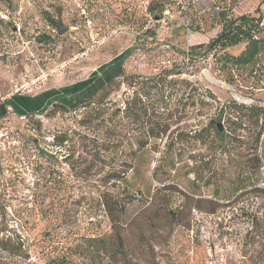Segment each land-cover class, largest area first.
<instances>
[{
	"label": "rangeland",
	"instance_id": "obj_1",
	"mask_svg": "<svg viewBox=\"0 0 264 264\" xmlns=\"http://www.w3.org/2000/svg\"><path fill=\"white\" fill-rule=\"evenodd\" d=\"M155 3L162 11L150 9ZM257 10L264 15L262 0H0V102L8 105L0 119V238H20L29 256L0 250V264H264V192L250 189L264 187V132L259 171L244 164L252 138L220 144L214 129L195 134L210 119L239 134L227 121L232 113L219 119L223 104L264 106V54L248 66L222 56L244 43L187 55L220 30L219 12ZM50 19L67 30L58 34ZM42 33L50 39L40 42ZM89 98L74 110L52 109ZM63 131L65 147L49 144ZM116 170H126V187L112 181ZM125 188L168 198L179 223L130 218L142 205L135 202L119 227L122 250L98 254L92 237L115 246L100 196ZM189 195L204 200L200 208L189 207Z\"/></svg>",
	"mask_w": 264,
	"mask_h": 264
},
{
	"label": "trees",
	"instance_id": "obj_2",
	"mask_svg": "<svg viewBox=\"0 0 264 264\" xmlns=\"http://www.w3.org/2000/svg\"><path fill=\"white\" fill-rule=\"evenodd\" d=\"M264 3V0H262ZM162 4L155 3L153 6L151 4L150 9H157L162 11ZM258 11V12H257ZM257 14H241L238 16H233L232 14L228 15L226 12H219V23L221 24L220 30L216 33L214 37H212L208 42L204 44H196L190 46V50L187 53L188 56H194L198 53L196 49H203L204 52L209 51H222L228 47L238 45L240 43H244L243 49L236 55H230L227 53L222 54L224 57V62L227 64L235 65V66H248L252 64H256L260 61V58L264 54V35H262L263 30V12L257 10ZM40 42H46L50 39V36L42 33L37 38ZM123 55L117 58L121 59ZM170 73H165L163 76L167 77ZM112 82L108 81V83L100 88L99 99L96 100L98 103H103V98L108 93L107 86ZM204 93L209 98H215L213 93L209 90H205ZM93 99V98H91ZM90 98L74 102L72 104L66 105L62 102H53L52 109L54 112L56 111H67L68 109L74 110L81 105H87L90 101ZM206 99V98H204ZM101 100V101H100ZM204 104V100H200ZM208 101V100H206ZM8 105L6 102H0V119L7 115L8 113ZM120 108H116L115 111L118 112ZM219 119H221L222 114L225 112L226 115H231L227 118L229 126H233V129L239 131V134H231L228 130L220 131L216 124H210L208 121V125L202 127L199 130L195 131L197 137L208 136L209 129H214V135L216 140L219 141L220 144L226 142L228 138L239 139L244 136L247 137V141L252 138V145H254L252 158H249L245 161L244 164H249L255 171H259L262 166L261 156L257 152L258 145L260 143V138L264 132V106L262 105H245L242 103L233 102L230 105L223 104L219 108ZM23 116L31 118L32 112H20ZM36 124L34 125V129L37 132L41 131V123L39 120H35ZM217 121V120H216ZM220 122V121H217ZM163 133H166V129L163 130ZM205 133V134H204ZM69 134L67 131L56 132L52 134V138L49 144L54 147L61 148L65 147L67 142L70 140ZM219 144V145H220ZM44 154L48 157L49 154ZM112 181L114 183L123 184L126 187L127 179H126V170H116L112 172L110 175ZM248 187V186H243ZM126 189V188H125ZM250 189L256 191L258 193L264 192L263 186H256L255 183L250 184ZM156 192L152 195L150 200L142 192L127 190L124 194L120 195L117 193H105L100 196V203L104 209V212L109 218L112 231L114 233L115 246L110 248L107 246L105 239L100 238L98 236L92 237L90 242H93L90 247L94 249V252L102 255L111 256L115 249L119 248L122 250L124 247L123 236L121 234V230L119 227L126 226L124 222L125 218H128V210L129 207L135 202H141L140 208L135 211L130 218H154L155 216H163L165 218H169L170 222H174L176 224L179 223L178 218L180 209L173 210L168 206V198L162 200V202H158L155 197ZM190 196V195H189ZM146 197V198H144ZM190 199L189 207H201V203L204 201L202 198H193L188 197ZM210 203L215 204V202L210 200ZM208 209V208H207ZM246 213V212H244ZM171 230V229H170ZM0 250L6 252L8 255L12 257H19L24 260L28 259L27 247L24 245L23 240L20 238H16L14 236H3L0 238ZM28 264V263H25ZM49 264H67L64 258H53L49 260Z\"/></svg>",
	"mask_w": 264,
	"mask_h": 264
},
{
	"label": "water",
	"instance_id": "obj_3",
	"mask_svg": "<svg viewBox=\"0 0 264 264\" xmlns=\"http://www.w3.org/2000/svg\"><path fill=\"white\" fill-rule=\"evenodd\" d=\"M50 22L55 27L58 34H62L63 32H65L67 30V27H65L63 24H61L59 21H57L55 19H50ZM209 123L210 124H216V126L218 127V129L220 131L223 130V123L222 122H217L215 119H210Z\"/></svg>",
	"mask_w": 264,
	"mask_h": 264
}]
</instances>
